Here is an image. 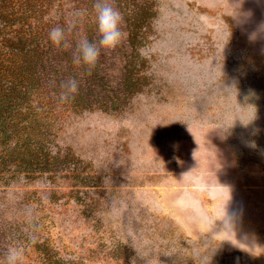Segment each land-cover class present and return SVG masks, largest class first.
<instances>
[{"label": "rangeland", "instance_id": "374dc122", "mask_svg": "<svg viewBox=\"0 0 264 264\" xmlns=\"http://www.w3.org/2000/svg\"><path fill=\"white\" fill-rule=\"evenodd\" d=\"M110 2L125 33L111 100L38 126L77 163L0 172V261L264 264V0H148L137 49Z\"/></svg>", "mask_w": 264, "mask_h": 264}, {"label": "trees", "instance_id": "16d2710c", "mask_svg": "<svg viewBox=\"0 0 264 264\" xmlns=\"http://www.w3.org/2000/svg\"><path fill=\"white\" fill-rule=\"evenodd\" d=\"M120 4L128 13L129 45L137 49L136 40L145 38L144 29L150 26L154 6L148 0H120ZM91 7L81 0H0V172L7 167L11 171L23 162L30 166L24 170L27 175L36 171L55 173L62 169L55 167L71 161L70 157L78 162L74 153L64 155L53 144L43 143L38 126H48L55 106L67 105L59 94L61 83L70 78L80 82L78 93L68 101L73 109L92 108L98 96L104 103L106 97L111 100L108 93L112 79L106 59L113 57L107 55L110 50H101L94 68L72 63L82 25L86 38L96 41V20H89ZM81 12L83 16L78 15ZM55 26L66 30L70 48H58L48 40V32ZM228 256L223 250L221 257ZM46 257L48 264H68L54 253Z\"/></svg>", "mask_w": 264, "mask_h": 264}, {"label": "clouds", "instance_id": "9594fccd", "mask_svg": "<svg viewBox=\"0 0 264 264\" xmlns=\"http://www.w3.org/2000/svg\"><path fill=\"white\" fill-rule=\"evenodd\" d=\"M93 9L96 17L98 39L90 41L82 38L75 44L72 52V63L77 66L94 68L98 62L101 50L116 48L125 38L122 31L123 16L119 9L110 0H95ZM83 16L84 13H78ZM48 40L58 48L68 49L71 47L66 30L63 27L55 26L48 32ZM80 82L70 78L61 83L59 99L61 102H68L74 99L78 93ZM23 253L18 247H9L0 264H23Z\"/></svg>", "mask_w": 264, "mask_h": 264}]
</instances>
